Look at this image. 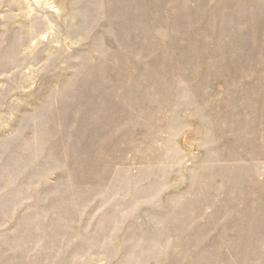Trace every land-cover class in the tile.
Listing matches in <instances>:
<instances>
[{"label": "rangeland", "instance_id": "obj_1", "mask_svg": "<svg viewBox=\"0 0 264 264\" xmlns=\"http://www.w3.org/2000/svg\"><path fill=\"white\" fill-rule=\"evenodd\" d=\"M0 264H264V0H0Z\"/></svg>", "mask_w": 264, "mask_h": 264}]
</instances>
